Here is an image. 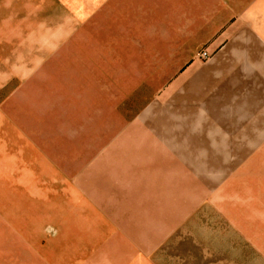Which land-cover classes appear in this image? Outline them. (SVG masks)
<instances>
[{
	"label": "crops",
	"instance_id": "obj_1",
	"mask_svg": "<svg viewBox=\"0 0 264 264\" xmlns=\"http://www.w3.org/2000/svg\"><path fill=\"white\" fill-rule=\"evenodd\" d=\"M65 1L70 2L67 11ZM49 3L55 10L51 16ZM160 49L206 50L209 57L203 61L192 53L178 62L169 60L183 68L182 74L169 77V84L183 83L189 108L198 94L194 121L201 130L245 132L244 145L264 148V0H0V92L7 93L4 98L16 89L14 84L36 81L38 73L40 82H53L54 76H47L50 67L64 66L71 73L65 70L63 80L55 82L73 84L76 107L94 108L97 83L112 81V67L125 65L121 60L127 58L126 52ZM147 65L159 66L158 59ZM107 113L110 118L115 115L116 130L128 129L124 108L109 106ZM13 115V110L3 112L8 131L4 145L23 148L18 154L20 163L28 166L23 186L33 190L24 193L25 198L30 194L32 204L41 205L24 210L48 212L36 222L23 224L35 229L30 234L41 244L38 255L29 252L31 258L34 254L41 264H159L154 257V243L159 241L142 229L132 230L140 222V228L145 226L135 219L142 203L129 208L126 187L115 185L111 190L102 175L92 173L93 166H84L104 162L100 157L72 152L67 161L75 165L65 168L64 156L57 154L53 165L48 147H95V138L83 134L76 139L79 143L68 145L60 137L33 134L42 128L36 130L30 118L22 123ZM185 121L184 129L191 130V109ZM86 130L90 128L82 131ZM252 162L263 163L258 171L264 179V154L254 155ZM90 171L91 175H84ZM107 194L113 197L106 199Z\"/></svg>",
	"mask_w": 264,
	"mask_h": 264
},
{
	"label": "rangeland",
	"instance_id": "obj_2",
	"mask_svg": "<svg viewBox=\"0 0 264 264\" xmlns=\"http://www.w3.org/2000/svg\"><path fill=\"white\" fill-rule=\"evenodd\" d=\"M50 6L49 16L55 12ZM63 7L69 10L70 2L65 1ZM126 53L127 58L121 60L125 65L112 67V81L97 83L94 108L76 107L77 101L71 97L73 84L55 82L63 80L65 70L70 74V67H50L47 76L53 75V82H40L38 73L36 81L14 84L16 89L10 90L8 98H4V90L0 92V264H41L29 253L40 250V240L30 234L33 227L23 224L48 215L46 211L24 210L41 205L32 204L30 194L25 198L24 193L33 190L23 186L27 164L18 158L23 148L4 145L8 131L3 112L8 110L16 113L17 121L30 118L36 130L42 128L33 134L60 137L68 145L79 143L76 139L83 134L95 138V147H48L53 165L57 154L64 156V167L75 165L67 161L72 152L100 157L104 162L84 166H93L92 173L102 175L111 190L115 185L126 187L129 208L142 203L135 219L145 226L140 228L138 220L132 230L142 229L143 234L159 241L154 243L159 264H264V179L258 171L263 163L252 162L254 155L264 154V148L244 145L245 132L201 130L200 123L194 121L200 106L198 94L189 108L183 83L168 82L175 72L183 73L181 66H173L169 60L178 62L192 53L203 61L208 52L160 49ZM157 59L159 66L147 65ZM123 78L127 80L123 82ZM117 104L127 114L128 129L124 131L115 129L119 128L115 115L110 118L107 113V107ZM189 109L192 129L185 130ZM54 110L60 112L41 114ZM75 110L79 114L63 113ZM48 126L56 130H43ZM86 128L90 130L82 131Z\"/></svg>",
	"mask_w": 264,
	"mask_h": 264
},
{
	"label": "built area",
	"instance_id": "obj_3",
	"mask_svg": "<svg viewBox=\"0 0 264 264\" xmlns=\"http://www.w3.org/2000/svg\"><path fill=\"white\" fill-rule=\"evenodd\" d=\"M203 55H206V53H205V52H203Z\"/></svg>",
	"mask_w": 264,
	"mask_h": 264
}]
</instances>
